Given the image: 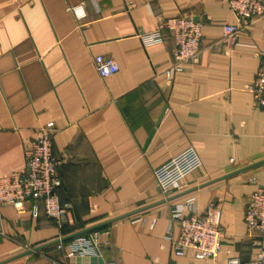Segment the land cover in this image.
<instances>
[{
	"label": "crops",
	"instance_id": "0c3cea01",
	"mask_svg": "<svg viewBox=\"0 0 264 264\" xmlns=\"http://www.w3.org/2000/svg\"><path fill=\"white\" fill-rule=\"evenodd\" d=\"M178 16L201 24L200 54L168 78V32L147 48L137 35ZM233 21L221 0H0V177L22 169L24 147L50 127L56 194L70 205L61 229L30 205L1 207L0 262L38 248L5 264H209L176 257L165 239L178 233L169 207L189 197L200 212L220 210L215 264L255 259L264 237L243 217L264 185V110L247 87L264 56V16L231 41L223 26ZM98 55L118 72L101 78ZM188 147L202 165L163 197L153 171ZM92 232L99 253L68 256L67 241Z\"/></svg>",
	"mask_w": 264,
	"mask_h": 264
},
{
	"label": "built area",
	"instance_id": "2783aa9c",
	"mask_svg": "<svg viewBox=\"0 0 264 264\" xmlns=\"http://www.w3.org/2000/svg\"><path fill=\"white\" fill-rule=\"evenodd\" d=\"M221 1L227 5L234 18L232 23L223 26V36L231 41L245 31L252 20L264 16V0ZM71 12L78 20L84 18L80 5L72 7ZM163 30L168 32L172 41L173 62L165 72L166 76L171 78L174 73L181 71L184 65L197 61L202 38L201 24L182 16L161 19L153 31L138 34L137 38L141 45L147 48L161 43ZM93 66L101 78L113 76L119 70L111 57L102 55L93 57ZM247 88L254 104L264 110V56L252 83ZM52 132L50 127L40 129L37 137L23 149L22 169L0 177V209L10 206L21 213L26 205H30L29 211L33 217H37L41 211L61 229L66 222H70V205L62 204L56 194L60 186L57 170L61 162L52 153ZM201 165L196 150L188 147L155 169L153 177L161 195L167 197L178 182ZM243 219L248 233L257 232L260 237H264V185L247 196ZM169 221L178 227L175 237L170 234L165 237L176 257L189 255L195 261L215 264L221 250L220 210L215 205L209 204L200 212L196 199L186 198L169 207ZM61 241L62 239L58 242ZM99 245L96 232L78 235L66 243L68 256L81 257L96 256L99 253ZM61 247L62 244H58V248ZM47 264L61 263L49 260ZM227 264H264V247L261 246L253 261L241 263L238 259H230Z\"/></svg>",
	"mask_w": 264,
	"mask_h": 264
},
{
	"label": "water",
	"instance_id": "95a60500",
	"mask_svg": "<svg viewBox=\"0 0 264 264\" xmlns=\"http://www.w3.org/2000/svg\"><path fill=\"white\" fill-rule=\"evenodd\" d=\"M226 176H227V175H226ZM226 176H225V177H226ZM77 234H78V233H77ZM77 234L70 236V238L73 237V236H76ZM68 238H69V237H68ZM37 250H39V249L36 248V249H33L32 251H26L25 253H22L21 255H19V256H17V257H14V258H11V259H7V260H5V261L0 262V264H5V263H7V262H9V261H11V260H13V259H15V258H18V257H20V256H24V255H28L29 253H31V252H36Z\"/></svg>",
	"mask_w": 264,
	"mask_h": 264
}]
</instances>
